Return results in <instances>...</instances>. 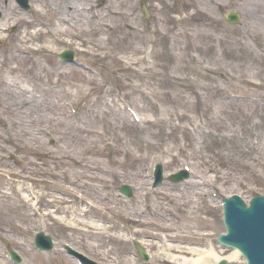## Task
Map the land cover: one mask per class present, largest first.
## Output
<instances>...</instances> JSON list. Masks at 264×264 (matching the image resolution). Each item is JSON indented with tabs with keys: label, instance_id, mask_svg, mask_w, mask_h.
Returning <instances> with one entry per match:
<instances>
[{
	"label": "rangeland",
	"instance_id": "1",
	"mask_svg": "<svg viewBox=\"0 0 264 264\" xmlns=\"http://www.w3.org/2000/svg\"><path fill=\"white\" fill-rule=\"evenodd\" d=\"M110 1L101 20L90 9V22L75 14L85 0H32L29 12L0 0V235L21 264H76L64 242L100 264H185L169 256H182L169 247L184 242L228 254L216 244L218 199L264 194V0H183L178 15L161 10L151 25L136 0ZM228 8L239 23L225 22ZM37 30L51 33L29 36ZM27 45L40 53L20 51ZM66 47L81 66L58 62L53 51ZM154 162L165 174L187 166L190 177L151 187ZM120 183L134 188L130 198ZM181 221L193 236H146ZM37 229L54 237L53 251L32 248ZM5 251L0 242V264H11Z\"/></svg>",
	"mask_w": 264,
	"mask_h": 264
},
{
	"label": "bare ground",
	"instance_id": "2",
	"mask_svg": "<svg viewBox=\"0 0 264 264\" xmlns=\"http://www.w3.org/2000/svg\"><path fill=\"white\" fill-rule=\"evenodd\" d=\"M76 11H77L76 12L77 15H79V16H82L83 15V13H80V11H78V9H76ZM35 34H37V32ZM192 202H193V200H188L187 201V204H192ZM186 215H188V214H186ZM200 218L201 217L199 215L192 214V215H190V222L199 223V221H201ZM181 223H182V227H185L186 228V226H188V223L186 221H184V222L181 221ZM166 226H168V225H166ZM170 226L172 228H178L179 227L177 225H172V224H170ZM174 247H176V246H174ZM169 248L170 249H173V246H170ZM177 249L180 250L179 247H177ZM187 253H190V254L196 256L195 258H189V262L191 264H206L209 261H211L212 258H215L217 256V254H214L213 252H208V251L206 252V251H203V250H199L198 248H194V249L188 248V252ZM227 257L230 260L235 259V258H237V252L236 251H233V252L230 251V253L228 254Z\"/></svg>",
	"mask_w": 264,
	"mask_h": 264
}]
</instances>
